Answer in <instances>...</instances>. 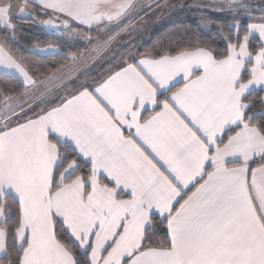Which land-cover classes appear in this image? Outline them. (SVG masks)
<instances>
[{"label":"snow or ice","instance_id":"snow-or-ice-1","mask_svg":"<svg viewBox=\"0 0 264 264\" xmlns=\"http://www.w3.org/2000/svg\"><path fill=\"white\" fill-rule=\"evenodd\" d=\"M245 10L253 11L258 22L248 25L242 36L240 25H235L236 40L225 37L223 46L225 56L242 64L249 58L251 62L241 68L239 87L232 84L227 115L219 123L210 115L193 113L189 103L197 87L193 82L184 97L168 96L164 102H159L166 94L161 85L157 102H146L139 117L126 113L117 129L103 125L81 129L80 134L122 177L121 181L109 177V184L126 199L138 202L125 213L111 241L123 236L138 208L150 205L147 218L123 253L108 264H264V110L254 112L256 104L249 100L257 89L264 92V10ZM172 53V49L154 50L151 56L130 62L140 66L155 62L160 71H166L169 65L164 61ZM209 55L215 58V53ZM169 105L173 120L165 116ZM149 111L157 115L145 122ZM111 114L115 115L114 108ZM176 123L187 132L182 134ZM233 163L239 167L230 168ZM169 186H174L171 194ZM241 188L246 197L239 196ZM188 192L192 195L185 198ZM25 205L24 188L0 180V224L8 226L0 229L2 262L41 264L37 259L40 227L26 219ZM57 231L54 224L52 252L61 259L44 264H97L92 234H71L79 245V251H72L60 243ZM10 237L14 243L9 249ZM109 247L111 243H106L104 251Z\"/></svg>","mask_w":264,"mask_h":264},{"label":"crops","instance_id":"crops-1","mask_svg":"<svg viewBox=\"0 0 264 264\" xmlns=\"http://www.w3.org/2000/svg\"><path fill=\"white\" fill-rule=\"evenodd\" d=\"M23 2L39 7L41 13L47 16L46 20L58 23L57 28L76 25L85 29L99 25H115L128 16H134L135 21L145 14L159 12L157 6L160 4V0H23ZM11 11L12 6L9 3L0 1V18L2 21L6 18V24L0 25L12 24ZM199 49L206 51L199 52L197 51ZM211 53L208 49L196 48L173 54L164 61L169 65L168 69L160 71L155 62H150L146 66L132 64L130 62L132 58L139 59L142 55H150L139 54L136 50L127 51L120 65L105 77L90 82L88 86L47 110L15 125H9L13 117L22 113L32 103L74 78L93 61L95 56L64 80L54 82L35 98L6 112L2 111L3 106L0 108V119L5 120L4 122L0 120V180L5 183H18L25 190L26 219L30 218L40 227L37 233L39 244L37 259L41 264L61 259L59 254L54 255L52 252L56 243L52 237V226L54 224L58 226L59 223L67 229L70 237L71 234L81 236L92 234L91 247L96 253L97 264L114 262L123 253L138 227L142 225L143 219L147 218L150 205L145 204L144 207L138 208L134 219L128 222L123 236L118 237L117 241H111L125 213L131 208H136L138 202L128 200L125 196L119 197L114 186L109 187L101 182V178L108 181L111 177L121 181L122 177L88 138L80 134V131L99 125L117 129L122 126L126 113L139 117L140 109L146 102L149 105L157 102L161 85L165 86L167 97L173 95L184 97L186 88L191 89L193 82L197 83L189 101L193 113L210 115L213 121L219 123V119L227 115L225 105L231 101L232 84L235 83L239 87L238 78L244 64H239L231 56L213 59L209 55ZM200 67L204 68L203 72L197 71ZM0 72L17 76L28 89L48 79L36 81L32 78L25 67L1 43ZM169 85L170 88L167 87ZM113 108L115 115L111 114ZM155 115H157L155 112L149 111L143 120L146 122ZM165 116L169 120H173L175 116L170 105ZM176 127L182 134L187 132L180 123H176ZM50 134L72 146L77 154L91 165L92 177L85 181L81 176H76L65 182V179L76 171L67 173L69 164L58 179V187L53 188L54 170L60 164L61 156L58 146L49 139ZM229 167L237 168L239 165L233 163ZM173 187L169 186L170 194ZM194 191L195 188L192 189V192ZM192 192L186 193L185 198L191 196ZM238 194L241 197L247 195L242 188ZM152 203L155 204V201ZM0 229L4 230L2 224ZM106 243H111V247L104 251Z\"/></svg>","mask_w":264,"mask_h":264},{"label":"trees","instance_id":"trees-1","mask_svg":"<svg viewBox=\"0 0 264 264\" xmlns=\"http://www.w3.org/2000/svg\"><path fill=\"white\" fill-rule=\"evenodd\" d=\"M0 1L9 3L12 6V24L11 26L0 25V43L25 67L31 77L36 79L49 77L69 65L75 57L86 49L84 42L79 37L76 39L66 36L61 37L44 29L40 25L39 20L45 19L46 15H43L40 8L36 5L24 3L23 0ZM184 4L185 7L180 6ZM187 4H189L188 1L169 0V14L163 19H157L146 26H143V23L147 22L151 16L150 13L135 21H133L135 19L134 16H128L113 25L110 32L112 34L114 30L117 32L120 28H124L130 23L119 35L123 34L121 38L122 43L124 42L123 44L121 43L117 48H111L118 36L97 59L80 71L74 78L33 103L32 108L24 115L18 114L13 117L9 125H15L28 117L41 113L83 87L88 86L90 82L105 77L120 65L125 53L132 49H136L139 54L151 56L154 50L166 53L168 49H172L173 55L196 48H205L215 53L217 59L228 57L225 56L224 38L227 37L232 41L236 40L232 22L240 16L235 15L232 10L222 12V14L205 11V18L212 25L210 30H205L198 23V20H194L196 15H193V12L195 11L188 8ZM23 5L36 13L37 21L21 20L17 17L18 10ZM248 22L247 18L243 19L242 26L239 28L241 36L247 31ZM147 27L149 29L146 30ZM71 29L80 34L78 36H82L83 33H87L89 30L76 25L71 26ZM48 47H55L59 51L48 54H42L37 51V49H46ZM26 89V85L17 76L0 72V107L6 101L22 95ZM167 95L166 93L165 96L160 97L159 102L165 100ZM262 99H264V94L259 90L253 92L249 97V100L256 104L253 109L254 112L264 110V104L261 103ZM49 139L58 146L61 156V162L54 170L53 188L58 187L60 175L73 162L77 164V169L65 179V182L71 181L76 176H81L85 181L92 177L91 165L85 162L72 146L58 140L55 136L53 138L52 134L49 135ZM101 182L112 187L105 178H101ZM87 190L88 186H86ZM123 196L122 193L119 194V197ZM2 226L4 230L8 227L4 224ZM159 227L162 228L163 225L161 224ZM57 229V238L60 243L65 244L69 250L79 251V245L71 239L63 224L59 223ZM157 239H159V235ZM13 243L14 241L10 237L9 249ZM8 254L12 255L11 252ZM77 259H82V257L78 256ZM0 264H8V262L0 261Z\"/></svg>","mask_w":264,"mask_h":264},{"label":"rangeland","instance_id":"rangeland-1","mask_svg":"<svg viewBox=\"0 0 264 264\" xmlns=\"http://www.w3.org/2000/svg\"><path fill=\"white\" fill-rule=\"evenodd\" d=\"M168 1L169 0H160V4L157 6V9H158L157 11H159V12L150 13L151 16L149 17V19L147 20L146 23H143V26H146V25L150 24L151 22H154L157 19L161 20V18L163 19V17H166V15L169 14L168 10L170 8L168 6ZM183 1L189 2V4H187L188 8L193 9L195 11V12H193L194 13L193 15H196L194 20L195 19L198 20V23L205 30H210L212 28V25L205 18L206 14H204L205 11L210 12L209 9H212L214 12H220L221 10H223V12L231 11V10L234 11V14L237 16H240V17L236 18L232 22L233 27L237 24H239L241 27L242 23H243V19H245V18H247L249 21L248 25L256 24L258 22L255 15H254V12L253 11H246L245 9L255 10L257 8H260L261 10H264V0H235V3H233V0H183ZM180 6L185 7V4L180 5ZM180 6H178V7H180ZM182 7H180V8H182ZM46 18H47V16H46ZM46 18L43 20H39V23L41 26L45 23V21H47ZM2 20L3 19L0 18V22H1L0 24H3V23L6 24V18H4V21H2ZM112 27H113V25H99L97 27L89 29L88 32L83 33L82 36H78L80 34H77L76 32H74L71 29V26L66 27V28H57L56 27L52 30H48L52 33L57 34L58 36H61V37L66 36V37L74 38V39L79 37V38H81L80 40H82L84 42L86 49L81 54H79L77 57H75V59H73V61L69 65H67L65 68H62L59 71L55 72L54 74L58 73L55 76L51 77L52 75H54V74H52L46 78H40V79L34 78L36 81L47 79V78L48 79L44 80L43 82H40L39 84H37L36 86H34L30 89H28V87H27L26 91L22 95L6 101L2 105L3 106L2 111L6 112L10 108H14L20 104H23L24 102H26L28 100L35 98L37 96V94H39L40 92H42L43 90H45L46 88L51 86L54 82H57L58 80L62 81L65 78H67L69 76V74L73 73L75 70L80 68L85 63H88L90 60H92L93 57L96 56L93 59V61L95 59H97V57H99V55L104 50H106L108 48V46H110L111 43L126 28V27L120 28L117 32H116V30H114V32L112 34V33H110L112 31ZM147 29H149V27H147L146 30ZM122 36H123V34L121 36H119L113 42V44L111 45V48L112 47L117 48L118 45L119 46L121 45ZM253 43H255V41H253ZM132 50L134 51L136 49H132ZM37 51L42 53V54H48V53H57L59 50L55 47H48L46 49H37ZM93 61H91V62H93ZM238 62H239V64H242L240 61H238ZM250 62H251L250 58L247 59L244 62V66H245V64L250 63ZM32 105H33V103L30 105V107L26 108L22 113H20V115H24L25 113H27L32 108ZM2 106L0 108H2ZM0 120H1V122L5 121L4 118L0 119ZM76 168H77V164L74 162L71 163L68 167L67 173L75 171Z\"/></svg>","mask_w":264,"mask_h":264},{"label":"water","instance_id":"water-1","mask_svg":"<svg viewBox=\"0 0 264 264\" xmlns=\"http://www.w3.org/2000/svg\"><path fill=\"white\" fill-rule=\"evenodd\" d=\"M17 17L21 20H37V15L35 12L32 10L28 9L25 6L20 7L17 13ZM42 27L46 30H52L55 27H58V23L54 20H47L45 23L42 25Z\"/></svg>","mask_w":264,"mask_h":264}]
</instances>
